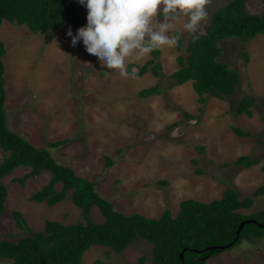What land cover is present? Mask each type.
I'll return each instance as SVG.
<instances>
[{
  "label": "rangeland",
  "instance_id": "374dc122",
  "mask_svg": "<svg viewBox=\"0 0 264 264\" xmlns=\"http://www.w3.org/2000/svg\"><path fill=\"white\" fill-rule=\"evenodd\" d=\"M229 1L208 0V16L197 32H205L213 12ZM245 4L251 12H264V0H245ZM82 12L87 13L83 6ZM186 20L180 14L172 21L174 28L168 34L174 38V32L179 33L181 49L174 45L159 49V74L149 66L145 74L134 77L122 76L119 70L87 57L79 41L72 46L66 32L71 27L75 34L76 28L69 22L58 30L32 33L25 26L3 21L0 39L6 48L8 127L36 148L47 147L58 163L70 166L77 175L94 181L99 195L124 214L137 212L155 218L169 209L175 215L182 200L209 202L222 197L226 188L236 190L241 199L250 196L264 184V33L249 42L239 38L218 42L219 60L238 69L242 78L234 93L224 99L208 96L202 104L192 81L172 86L171 74L179 68L176 58L187 55L193 35L183 28ZM149 57H130L126 67L138 72ZM156 83L161 92L138 97L141 89ZM244 95L254 98L251 116L237 112ZM184 111L191 116L185 117ZM232 127L251 135L240 136ZM57 141L62 144L47 146ZM246 154L260 161L248 168L223 165ZM4 156L0 148V161ZM106 156L112 159L110 166H106ZM29 170L17 167L2 179L7 197L0 213V239L17 240L25 235L11 215L14 210L23 214L32 230H42L46 219L63 224L82 221L80 209L69 197L52 206L30 200L52 174L43 170L21 182ZM61 186L57 184L56 189ZM253 200L250 208L238 211L250 214L264 209V195ZM90 219L104 220L95 206ZM143 255L151 257L152 244L137 237L120 254L107 246L91 245L82 261L131 264ZM0 264L11 262L4 259ZM205 264H264V236L255 240L244 236Z\"/></svg>",
  "mask_w": 264,
  "mask_h": 264
},
{
  "label": "trees",
  "instance_id": "16d2710c",
  "mask_svg": "<svg viewBox=\"0 0 264 264\" xmlns=\"http://www.w3.org/2000/svg\"><path fill=\"white\" fill-rule=\"evenodd\" d=\"M86 15L77 0H0V25L7 21L13 25L25 26L32 33L58 30L65 22L77 29L82 25L86 26ZM263 33L264 12L249 11L245 0H230L213 12L205 32L194 34L198 39L194 40L193 35L191 36L187 55L177 56L179 68L171 74L174 79L172 86L192 81L197 101L202 104L208 96L224 99L237 89L240 73L230 64L219 60L221 47L218 42L225 38H239L249 42ZM174 38H177L174 46L180 50L181 39L177 31L174 32ZM5 53V44L0 39V148L5 154L0 161V213L4 212L7 197V189L2 179L15 168L22 166L30 170L19 179L21 182L28 177L38 176L43 170L52 174L46 185L31 194L30 200L52 206L69 197L80 209L82 221L63 224L46 219L42 230H32L23 214L14 210L11 215L16 226L25 235L17 240L0 239V261L6 259L11 264H83V254L91 245L107 246L120 254L140 237L152 244V255L150 258L143 255L131 264H146L148 260L150 264H181L179 254L183 250L184 264H205L208 258L223 251L220 248L222 246L229 245L226 248L229 249L237 245L244 236L253 240L264 236V228L257 225H264V209L250 214L238 211L250 208L254 197L264 195V184L242 199L231 188H226L222 197L209 202L184 199L175 215L169 209L163 210L155 218L137 212L124 214L116 210L110 201L99 195L94 181L77 175L70 166L58 163L47 147L36 148L8 127L4 110ZM159 54V49L150 53L146 63L135 72L136 76L145 74L149 66L158 75L161 66L156 59ZM244 55L248 60L247 52ZM127 71L129 74L133 72L130 65ZM161 91L156 83L141 89L138 97L144 98ZM253 102V96L244 95L239 101L237 112L251 116L250 107ZM184 116L191 115L184 111ZM232 129L240 136L251 135L237 127ZM60 144L62 141L49 143L47 146L56 147ZM105 158L106 166H110L111 157ZM259 161L260 159L246 154L232 162H224L223 165L233 164L248 168ZM196 172L199 173L200 170L197 168ZM57 184L62 185L60 190L56 189ZM94 206L104 218L102 222L97 223L90 219V210ZM247 219H253L255 223L245 224L238 239L234 240L240 222ZM92 264L110 263L96 259Z\"/></svg>",
  "mask_w": 264,
  "mask_h": 264
},
{
  "label": "clouds",
  "instance_id": "9594fccd",
  "mask_svg": "<svg viewBox=\"0 0 264 264\" xmlns=\"http://www.w3.org/2000/svg\"><path fill=\"white\" fill-rule=\"evenodd\" d=\"M87 12L86 26L71 27L66 35L71 45L79 41L87 57L107 69L129 75L128 58L144 57L165 46H173L177 38L168 33L180 14L187 17L183 28L194 35L208 12V0H77ZM134 77L136 73L133 71ZM240 77V81H241ZM239 237V236H238ZM238 239V238H237Z\"/></svg>",
  "mask_w": 264,
  "mask_h": 264
},
{
  "label": "water",
  "instance_id": "95a60500",
  "mask_svg": "<svg viewBox=\"0 0 264 264\" xmlns=\"http://www.w3.org/2000/svg\"><path fill=\"white\" fill-rule=\"evenodd\" d=\"M252 222H254L255 223V220H253V219H247V220H243V221H241L240 222V224H239V226H238V228L236 229V235H235V238H234V240H236L237 238H238V236H239V234H240V231L242 230V228L244 227V225L245 224H248V223H252ZM257 225L259 226V227H261V228H264V225L263 224H259V223H257ZM232 244V243H231ZM228 246L229 245H226V246H222V247H220L222 250H224V249H226V248H228ZM214 247H209V249H213ZM184 250L183 251H181L180 252V254H179V258H180V260H181V264H184Z\"/></svg>",
  "mask_w": 264,
  "mask_h": 264
},
{
  "label": "crops",
  "instance_id": "0c3cea01",
  "mask_svg": "<svg viewBox=\"0 0 264 264\" xmlns=\"http://www.w3.org/2000/svg\"><path fill=\"white\" fill-rule=\"evenodd\" d=\"M181 85H182V84H181ZM186 112H187V111H186ZM233 161H234V160H233ZM231 162H232V161H231ZM160 214H161V213H160ZM160 214H159V215H160ZM159 215H158V216H159ZM158 216H157V217H158Z\"/></svg>",
  "mask_w": 264,
  "mask_h": 264
}]
</instances>
